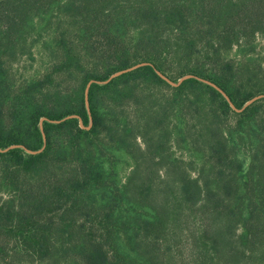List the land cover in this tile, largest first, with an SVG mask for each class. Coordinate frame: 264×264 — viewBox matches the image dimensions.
Segmentation results:
<instances>
[{
    "label": "trees",
    "instance_id": "obj_1",
    "mask_svg": "<svg viewBox=\"0 0 264 264\" xmlns=\"http://www.w3.org/2000/svg\"><path fill=\"white\" fill-rule=\"evenodd\" d=\"M48 26L51 66L13 82L29 36ZM259 34L264 0H0V264H264V97L229 109L238 120L227 122L229 106L213 87L195 78L175 86L195 83L225 105L218 113L192 94L174 108L190 122L174 138L202 155L193 168L167 150L165 102L137 92L149 90L142 75L164 83L157 62L188 59V71L241 108L264 93V71L234 72L225 54L251 48ZM140 61L150 63L98 83ZM236 74L240 85H257L238 88ZM68 114L76 117L51 121ZM109 149L132 160L115 186Z\"/></svg>",
    "mask_w": 264,
    "mask_h": 264
},
{
    "label": "rangeland",
    "instance_id": "obj_2",
    "mask_svg": "<svg viewBox=\"0 0 264 264\" xmlns=\"http://www.w3.org/2000/svg\"><path fill=\"white\" fill-rule=\"evenodd\" d=\"M52 29H53V26H48L45 29H43L44 31L38 30V32H36L34 36L33 35L29 36L32 49L30 50L29 55H22L18 59L16 64L14 63L12 65L13 82L17 83V82L28 81L33 77H37L38 75H41V74L43 75L44 70L48 69L51 66V59H50L49 51L43 48V45L49 41V39H47V36L51 32ZM251 46H252L251 48H247L245 45H243L241 47L243 51H240V48L238 46L233 45L232 49H230L228 53L225 54V56H227L226 60H228L232 64V67L235 68L234 72L237 69L242 70L246 67L248 68L260 67V69L264 71V34H261V35L259 34L258 36H256ZM168 59L169 58L163 61L165 62L164 65H162V62H157V65H160V67L159 68L155 67V73L164 81V83H161L159 81H156V83H152L151 76L142 75L141 77L144 80V82L149 83L148 85H150L149 90H146L144 93L141 91H137V92L138 94H143V95L146 94L149 97V99L155 97L156 100L154 102H158L160 100L165 102V105L162 107V112L158 116V119L159 121L165 124H168L169 130L174 133L173 141L172 142L170 141L166 144L168 146L167 148L168 152L171 153L173 157L182 158L184 160H194L193 168H199L200 164L202 163L201 153L198 154V153L192 152V149H190V146L187 143V141H181L179 136H178L179 139H176V137L174 138V136L176 135V132L179 129H181L182 136L185 134H188L186 127L190 123L186 118L182 116H178L179 111L174 108H176V106H180L182 98H184L187 95H189V97H192V94H194L198 96L199 98H201L205 93L201 91L200 87L195 83L187 84L183 88H178V89L174 87L178 86L183 80L188 79V78H195L205 84L210 85L211 87H213L215 90H217L221 94V96L223 97V99L226 101V103L229 106L228 108H226V112H227L226 121L227 122H235V120H238L237 117H235L232 113H230L229 109L238 111L239 108H237L234 105L230 96L226 93V91L220 85H218V83L210 79L198 76L197 74H194L193 72L188 71L195 64L194 62L188 59L183 62H178V61H173V60H170V59L168 60ZM245 59H247V62H244ZM204 62L205 63L202 64L203 68H206V69L212 68V63L209 64V61H204ZM148 63L150 62L148 61L136 62L130 66L118 69L112 72L111 74L118 72L120 70L127 69L113 76V77H116L122 73L131 71L139 66L146 65ZM133 66L135 67L132 69H129ZM256 73L257 74L261 73V71L256 70ZM238 74H236L233 77V82L235 85L238 86V88L247 89L250 87L254 89V87L257 85L255 80L246 86L240 85L237 81H235ZM187 75H191V76L185 78V76ZM213 77L219 79L221 82L222 80L226 81L231 78L229 74H226L221 77L220 74H215V73L213 74ZM262 77L264 76L262 75ZM254 78L258 79L257 76H254ZM179 80L181 81L180 83L177 84ZM261 82H262L261 86L264 87V82L263 81ZM98 83L104 84V83H101L100 81H98ZM225 84L230 86V83H225ZM86 85H85V88H86ZM69 87H74V86L72 85ZM85 88L83 89V98H84V104L86 108L88 109L89 108L88 91L86 93ZM7 93L8 91L5 92V94ZM257 95L258 96L262 95L260 97H264V93L262 92H258L254 94L252 97L257 96ZM204 97L206 101L212 104L213 108L217 110L218 113L221 111L222 112L225 111V105L221 102V99L209 93H206ZM86 99H87V103H86ZM70 100H72V98H70ZM245 103L242 104V106H244ZM250 103H247L246 106L250 105ZM261 106L260 105L255 106V108L251 110L248 115L259 113V111L262 109ZM171 108L174 110L171 111ZM74 116L76 117L75 114H68L61 119H53L51 121L58 123L66 118L74 117ZM45 118L46 117H43V120ZM219 118L221 119V117ZM89 124H91V122ZM39 125L42 131V136L45 139V132L42 128L41 122ZM79 126L81 128H85V126L82 124L80 120H79ZM50 132L52 134L54 133L61 134L62 130L52 128ZM158 145H161V143H159ZM10 146H13V145H10ZM103 158L105 160L104 162L105 169H106L105 173H106V176L109 182L114 186L119 182H124L127 175L129 174V171L132 168V160L130 159L129 155L126 154L125 152L120 151L119 153L118 150L109 149V150L104 151Z\"/></svg>",
    "mask_w": 264,
    "mask_h": 264
},
{
    "label": "water",
    "instance_id": "obj_3",
    "mask_svg": "<svg viewBox=\"0 0 264 264\" xmlns=\"http://www.w3.org/2000/svg\"><path fill=\"white\" fill-rule=\"evenodd\" d=\"M137 66V65H136ZM135 66H133V67H131V68H129V69H132V68H134ZM125 70H127V69H124V70H120V71H118V72H115V73H113V74H111L108 78H106V79H104V80H102V81H100L101 83H106V82H108L113 76H115V75H117V74H119V73H121V72H123V71H125ZM189 76H191V75H187V76H185V78L186 77H189ZM182 80V79H181ZM181 80H179L178 82H177V84L178 83H180V81ZM97 80H93V79H91V80H89L88 82H87V85H86V88H85V92L87 93V91H88V88H89V86H90V84L92 83V82H96ZM260 96H262V95H260ZM260 96H254V97H252V98H250L246 103H245V105L244 106H246V104L247 103H250V102H252L253 100H255L256 98H258V97H260ZM85 98H87V97H85ZM86 103H87V99H86ZM244 106H242L241 108H239V110L240 109H242V108H244ZM79 118V117H78ZM79 120L81 121V119L79 118ZM90 127V125H87V126H85V128H89ZM43 140H44V143H45V139L43 138ZM40 150V149H39ZM38 150V151H39ZM29 152H35V151H32V150H28Z\"/></svg>",
    "mask_w": 264,
    "mask_h": 264
}]
</instances>
